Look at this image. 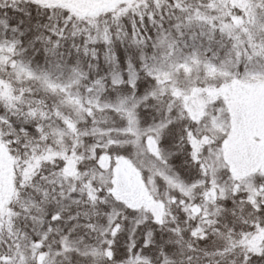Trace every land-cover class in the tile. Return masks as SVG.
Returning a JSON list of instances; mask_svg holds the SVG:
<instances>
[{"label": "snow or ice", "instance_id": "obj_1", "mask_svg": "<svg viewBox=\"0 0 264 264\" xmlns=\"http://www.w3.org/2000/svg\"><path fill=\"white\" fill-rule=\"evenodd\" d=\"M0 264H264V0H0Z\"/></svg>", "mask_w": 264, "mask_h": 264}]
</instances>
